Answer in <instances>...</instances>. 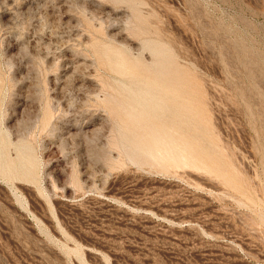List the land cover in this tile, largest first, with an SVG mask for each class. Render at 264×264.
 <instances>
[{"label": "rangeland", "instance_id": "rangeland-1", "mask_svg": "<svg viewBox=\"0 0 264 264\" xmlns=\"http://www.w3.org/2000/svg\"><path fill=\"white\" fill-rule=\"evenodd\" d=\"M0 264H264V0H0Z\"/></svg>", "mask_w": 264, "mask_h": 264}, {"label": "bare ground", "instance_id": "bare-ground-1", "mask_svg": "<svg viewBox=\"0 0 264 264\" xmlns=\"http://www.w3.org/2000/svg\"><path fill=\"white\" fill-rule=\"evenodd\" d=\"M154 53L157 56H163L162 50H159V49L154 50ZM105 59H107V57ZM158 66L162 71H164V69H165L164 63L158 64ZM138 68H140V67H138ZM190 82L192 83V81H190ZM183 91L184 90H182L181 92H183ZM193 91H194V89H193ZM166 95H167L166 91L160 90V92H157V91L150 89L149 87H145L144 90H141V91H138L137 93H135V98L138 99V101H136L137 104L139 103L141 105V107H143V109L149 115L152 116L150 118L151 121H154V124H153L154 127L145 129L146 136H147V142H148L147 148L148 147H154L157 150V152L154 150V152H152V154H154V153L155 154L157 153V155L159 154L158 157H160V158H158V159H160V160L162 158L160 155H162V156L164 155L165 157H169V158L173 159L174 161L176 160L180 163H187L188 158H189V153L186 150L188 147V144L186 143V140H185L186 134L190 129V131L193 135L194 133L197 132L198 128L195 125V123L192 122L191 118H186L187 113L184 109L183 104L178 102V101H175V102H172L169 104L167 101H165ZM117 112H118V109H117ZM119 113H120V111H119ZM122 120H123V118H122ZM143 131L144 130H142V132ZM190 146H191V144H190ZM157 148H160V150H158ZM188 149H190V148H188ZM151 151L152 150H150L148 148L147 153L150 154ZM191 152H193V151H191ZM148 154L145 153V155H146L145 158L149 157V159H151L150 156H148ZM142 155L144 156V154H142ZM157 155H156V157H154L155 155L153 157L155 159H157ZM149 159H147V160H149ZM165 159H167V158H165ZM162 160H163V158H162ZM152 161H153V159L150 162H152ZM157 161L161 162L159 160H157ZM167 162H168V159H167ZM171 163H173V162H171ZM171 166H175V165H171Z\"/></svg>", "mask_w": 264, "mask_h": 264}]
</instances>
